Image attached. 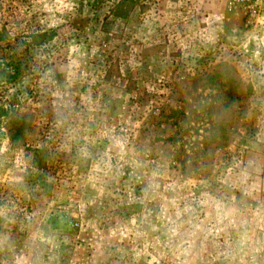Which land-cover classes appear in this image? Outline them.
Instances as JSON below:
<instances>
[{"label":"rangeland","instance_id":"rangeland-1","mask_svg":"<svg viewBox=\"0 0 264 264\" xmlns=\"http://www.w3.org/2000/svg\"><path fill=\"white\" fill-rule=\"evenodd\" d=\"M120 1L0 0V264H264V0Z\"/></svg>","mask_w":264,"mask_h":264},{"label":"trees","instance_id":"trees-1","mask_svg":"<svg viewBox=\"0 0 264 264\" xmlns=\"http://www.w3.org/2000/svg\"><path fill=\"white\" fill-rule=\"evenodd\" d=\"M126 0H121L120 2H118L114 7L112 12H114V15L118 16V17H126L128 12L130 11V9L132 8V5H126L125 4ZM125 10V11H123Z\"/></svg>","mask_w":264,"mask_h":264}]
</instances>
